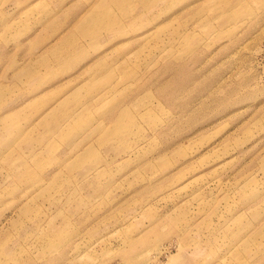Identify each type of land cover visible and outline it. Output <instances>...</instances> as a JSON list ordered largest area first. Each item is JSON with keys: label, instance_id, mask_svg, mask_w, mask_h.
<instances>
[{"label": "rangeland", "instance_id": "obj_1", "mask_svg": "<svg viewBox=\"0 0 264 264\" xmlns=\"http://www.w3.org/2000/svg\"><path fill=\"white\" fill-rule=\"evenodd\" d=\"M84 1L58 49L97 50L7 109L97 58L83 84L26 102L27 127L0 113V264H264V0ZM71 2L0 0L25 12H0L4 38L27 18L38 54ZM22 44L0 35V83L37 56Z\"/></svg>", "mask_w": 264, "mask_h": 264}, {"label": "crops", "instance_id": "obj_2", "mask_svg": "<svg viewBox=\"0 0 264 264\" xmlns=\"http://www.w3.org/2000/svg\"><path fill=\"white\" fill-rule=\"evenodd\" d=\"M48 1L50 0H46V2L48 3ZM58 3H61L65 0H57ZM80 2V3H79ZM49 4V3H48ZM86 6H88V2L84 1V0H72L71 4L68 6V11L70 12V16H75V18L73 19V21L70 23V27L68 30L64 31V33L60 36L59 40L52 43L51 45H47V46H40L39 48H41L40 52L38 54H35V47L38 46L39 44H43L46 45V37L45 35L43 36L42 34L40 36L35 37V41L29 40L28 39V35L31 33H27L29 31V29H27V26L29 25V21L23 20L24 24H19V25H14L13 29H12V33L5 39L3 32H4V27L1 24L0 25V35L1 38L4 41H12V42H19V47L21 45H23V41H24V50L29 51L30 50V55L31 56H35L33 58L27 59L25 62L20 63L19 61L16 60L17 56L15 53L13 56L9 57L8 60V65L11 67L12 69V81L11 82H3L0 83L2 85H7L8 87L12 88L14 84H18V88L15 89H11L8 91L4 101L0 104V106H2L4 104V109L6 110L5 112H1L2 110H0L1 114H5V113H16L17 119L18 121H21L20 116H18V112H25V114H34L36 113V109L35 108H30L27 107L25 104L26 102H30L33 101L34 98L39 97V96H43L47 90H49V92L51 91H57L58 92V96L57 99H61L64 98L65 96H67L70 92L73 91L74 88H78L82 83L81 81V76L84 75V69L91 64L92 66L97 65V58L96 60L87 63L86 66H84L83 68L81 67L80 70L78 71L77 74H80L78 76V78L76 79V81H74V79L72 78H68V79H63L57 83L48 85L44 88L41 89V91L39 93H36L32 96H30L29 98L24 99L22 102H20L19 104H16L15 107L11 108V109H7V104L8 101L12 98L13 95H16V98L18 97L19 94H24L27 92H31L32 89L35 87L40 86L43 83L46 82H50V80L54 79L55 77L61 75V73H64L66 71L71 70L74 66L78 65L79 62L82 61V59L86 56L87 54V50L89 48L93 49V50H97V38H96V44L89 43L87 41L86 38L84 37H78L77 41L79 43H81L83 45V51L80 54L81 56L79 57H74V58H67L65 56H61V54H66L69 51H71V47L67 46L64 49H58L60 42H62L66 37H68L74 27H75V23H76V19L81 16L84 15L86 13ZM53 8H50L47 14V17H49L46 20H41L44 21V24H46L48 26V28H52L55 29L60 25H57V21L53 22L51 20L53 19H58L60 18L59 16L55 15V12H53ZM1 13L5 14L6 16L4 17V19L6 20L7 18V22L13 23L15 21L18 20L19 17H21L22 15H24V9H22V12L20 13L19 17L14 20L9 14V12H4L2 10H0ZM66 15V13H65ZM41 17L42 14H40ZM47 33V32H46ZM45 33V34H46ZM51 33H54V31H52ZM19 47L17 50H19ZM32 53V54H31ZM30 66V67H35L36 70L31 73H24L22 76H18V68H20L21 66ZM81 77V78H79ZM81 81V83L79 82V80ZM93 80V76L92 74L89 75L88 79L85 82H89ZM21 81H24V84H20ZM64 83V84H63ZM63 85V86H62ZM51 89H55V90H51ZM57 104L56 100H47L46 104H45V108L47 107H51L53 105ZM39 117H32L33 120H37ZM25 121H21V123H23ZM27 124V125H26ZM28 123H24V127H27Z\"/></svg>", "mask_w": 264, "mask_h": 264}]
</instances>
